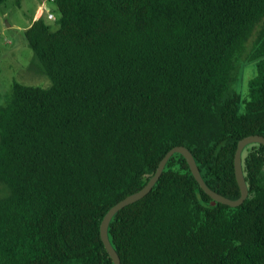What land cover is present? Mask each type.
Segmentation results:
<instances>
[{
  "label": "trees",
  "instance_id": "trees-1",
  "mask_svg": "<svg viewBox=\"0 0 264 264\" xmlns=\"http://www.w3.org/2000/svg\"><path fill=\"white\" fill-rule=\"evenodd\" d=\"M54 5L56 29L41 14L24 31L51 84L14 80L0 94V264H114L105 213L176 145L213 189L238 197V141L264 135V0ZM243 166L249 196L212 205L173 154L111 221L122 264H264L263 143L246 147Z\"/></svg>",
  "mask_w": 264,
  "mask_h": 264
},
{
  "label": "rangeland",
  "instance_id": "rangeland-1",
  "mask_svg": "<svg viewBox=\"0 0 264 264\" xmlns=\"http://www.w3.org/2000/svg\"><path fill=\"white\" fill-rule=\"evenodd\" d=\"M51 1L22 0V4L18 5L14 0H7L0 4V94L4 101L11 94L14 80L43 86L51 84L50 78L40 72V63H32L34 51L24 36L25 29L38 11L44 14L53 29L58 27L56 18H48V12L45 9L46 6L50 7L58 17V10ZM44 2H46L45 7L42 6ZM250 43H248L249 46ZM254 66V63H245L239 72L243 93L247 90V82L254 72Z\"/></svg>",
  "mask_w": 264,
  "mask_h": 264
},
{
  "label": "water",
  "instance_id": "water-1",
  "mask_svg": "<svg viewBox=\"0 0 264 264\" xmlns=\"http://www.w3.org/2000/svg\"><path fill=\"white\" fill-rule=\"evenodd\" d=\"M253 143L264 144V135L259 133L248 134L242 137L238 141V146L235 152V173L240 187V195L236 198H231L223 193L218 192L205 181L201 173L200 167L197 163V160L195 158V155L188 146L180 144L172 147L169 151H167V153L160 160L157 169L155 170L151 178L148 180V182L139 190L130 193L129 195L125 196L120 201L112 205L107 210L101 221V225H100L101 237L106 249L108 250L109 254L113 259L114 264H122V262L119 252L117 251L115 245L113 244L109 232L111 221L113 220L114 216L120 209H122L124 206L130 203H133L143 198L153 189V187L161 177L163 171L166 169L167 162L173 154L180 153L184 155V157L187 159L191 172L199 182L200 186L205 190V192H207L211 196L210 204L215 205L218 202H222L236 207L242 204L244 200L249 196L250 189H249V183L247 182L245 176V171L243 166V153L246 147Z\"/></svg>",
  "mask_w": 264,
  "mask_h": 264
},
{
  "label": "built area",
  "instance_id": "built-area-1",
  "mask_svg": "<svg viewBox=\"0 0 264 264\" xmlns=\"http://www.w3.org/2000/svg\"><path fill=\"white\" fill-rule=\"evenodd\" d=\"M51 2H54V0H52ZM42 6L45 7V6H46V2H44V4H42ZM45 9H46L47 12H48V18H52V19L57 18V17L55 16V13L51 10L50 7L46 6Z\"/></svg>",
  "mask_w": 264,
  "mask_h": 264
},
{
  "label": "crops",
  "instance_id": "crops-1",
  "mask_svg": "<svg viewBox=\"0 0 264 264\" xmlns=\"http://www.w3.org/2000/svg\"><path fill=\"white\" fill-rule=\"evenodd\" d=\"M40 14H41V12H40V11H38L37 15H35V17H34V18L38 17ZM34 18H33V19H34Z\"/></svg>",
  "mask_w": 264,
  "mask_h": 264
},
{
  "label": "clouds",
  "instance_id": "clouds-1",
  "mask_svg": "<svg viewBox=\"0 0 264 264\" xmlns=\"http://www.w3.org/2000/svg\"><path fill=\"white\" fill-rule=\"evenodd\" d=\"M41 8H42V6H41ZM41 15V14H40Z\"/></svg>",
  "mask_w": 264,
  "mask_h": 264
}]
</instances>
